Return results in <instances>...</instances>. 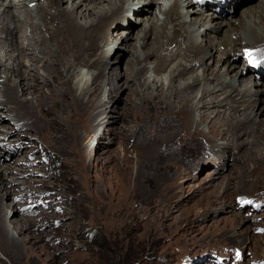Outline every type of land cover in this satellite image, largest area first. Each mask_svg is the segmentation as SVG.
<instances>
[{"label":"rangeland","instance_id":"rangeland-1","mask_svg":"<svg viewBox=\"0 0 264 264\" xmlns=\"http://www.w3.org/2000/svg\"><path fill=\"white\" fill-rule=\"evenodd\" d=\"M45 1L6 2H11L12 19L18 16L21 19L10 25L19 29L15 39L28 45L23 51L7 53L19 57L21 74H29L21 80L37 86L35 90L26 89V85L23 90L17 87L18 95L24 91L22 98L30 101L37 113V101L44 98L39 99L35 91L43 86L45 95L50 93V87L44 82L51 78L43 65L46 58L49 62V56L40 50L41 38L49 42V35L43 25L42 30L36 32L30 23H39L38 5ZM78 1L74 0V4ZM164 1L172 5L174 0H127L120 16L105 30L108 41H99L104 45L102 50L109 64L115 67L119 62L118 69L109 71L117 75L114 81L122 89L106 103L107 111L99 112L100 124L94 128L92 136L88 137L91 123L82 124L80 143L89 141L91 151L80 148L74 141L72 144L68 135L58 128L52 125L50 128L41 110L38 119L45 127L42 131L28 135L22 130L19 135L14 134L15 113L9 111L11 105L5 102L1 92L4 85L19 84L20 78L16 72L13 74L0 66V102H3L0 105V174L10 192L9 198L3 200L7 205L6 223L16 235L10 220L28 219L31 237L30 248L23 249L26 252L21 264H264V152L254 149L253 154L248 152L237 161L236 153L244 149H235L227 136L214 137L217 126L200 121L201 108L194 111V121L189 122L187 128L200 131L203 142L213 140L215 149L200 155L189 153L187 159L180 162L165 154L170 146L161 145L158 139L148 152L147 144L160 128H149L153 119L145 118L147 107L142 95L158 89L168 92L171 85L186 82L189 74L173 79L177 68L189 64L188 53L182 49L183 39L189 41L196 36V45L205 52L203 64L213 69L217 60L209 54L214 52L212 48L219 53L233 49V44L227 48L221 46L223 38L231 42L239 35L244 43H250L254 37L252 31L257 29L260 30L258 36H264V0L236 1L241 4L228 0L230 5L226 12L218 8L210 17L208 11L214 6L206 4L204 10L197 11L193 0H177L179 13L183 15L178 28L182 40L179 38V44L170 47L167 39L174 28L171 18L165 16L169 6L165 8ZM1 6L0 0V13ZM62 6L67 4L62 2ZM222 11L223 16H219ZM125 14L129 16L128 24L123 19ZM26 20L28 23H24ZM5 23L0 18V27ZM2 33L0 30V41H5V33ZM5 50L6 47L0 45V64L8 63L9 55H5ZM169 51L174 56L169 57L163 71H157L159 64L155 58L166 57ZM238 53L236 78L240 74L249 76L251 85L254 79L251 70H247L243 50ZM260 55L264 57V52ZM127 61L133 64L135 71L142 70L137 77L139 94L136 96L126 88L131 84L130 79L126 80ZM229 64L224 57L218 67L223 73ZM7 72L12 73L11 78L6 76ZM195 72L201 74L202 68L198 67ZM71 75L72 85L79 94L90 85L94 71L78 65ZM262 80L264 82V75ZM110 87L106 84V91ZM208 87L212 89L213 85ZM60 91L58 87L56 93ZM224 97L220 92L218 100ZM261 97L254 94L250 110L256 112L262 107ZM44 102L49 107L53 105L48 98ZM62 106L60 119L65 116ZM111 107L113 111H109ZM128 107H131L130 117L122 122ZM210 115L212 118L215 113ZM78 124L76 118L74 128L79 127ZM121 126L127 128L123 134L107 133V129L114 133ZM48 128L61 138L50 137ZM226 128L220 127L224 131ZM166 164H170L169 170ZM11 200L16 204L10 206ZM17 209L20 214H16ZM0 264H12L1 250Z\"/></svg>","mask_w":264,"mask_h":264},{"label":"bare ground","instance_id":"bare-ground-1","mask_svg":"<svg viewBox=\"0 0 264 264\" xmlns=\"http://www.w3.org/2000/svg\"><path fill=\"white\" fill-rule=\"evenodd\" d=\"M1 1L3 10L0 13V18L6 23L3 27H0V30L5 33V38L8 41H0V45L6 47L5 55L7 56L8 54L9 57L7 58L8 63L0 64V66L11 71L13 74L16 72L18 75L17 77L20 78L19 84H14L15 86L9 84L4 85L1 92L5 97V102L9 104V106L11 105L9 111L15 113L12 121L15 122V126L17 125L18 128H14L15 130L13 133L19 135L22 130H25L29 135L31 132L37 133L42 131L45 127H43L40 118L38 119V113L41 110V112H44V115L46 114L45 118L50 128L51 125L52 127L58 128L61 133L68 135L72 144L74 141L80 148L84 150L88 148L91 151L93 147L91 148L89 141H86V143L82 145L80 143L81 126L84 123H91L92 129L89 131L88 137L92 136L94 128L100 124V121H97V117L100 115L99 112L104 113L105 110L108 109L106 103H109L113 97L116 96L117 92L122 89L121 86L114 81L117 75H114V72L112 75V72H110L114 69H118L119 62L116 63L115 67L109 64L106 56L107 54L102 50L104 45L101 46L99 41L104 43L108 41L109 38L106 36L107 33L105 30L110 27L115 17L120 16V11L123 10L127 0H79L78 3L75 2V4L74 0H44L45 4L42 3L38 5L37 10L39 15L37 14V17H39V23L31 22L30 24L36 32L44 26L45 33L49 35L50 43L41 38V44L43 46L40 50L49 56V62L46 58V63L43 65L48 71V74H50L51 81L48 80L44 82V84L46 83L47 86L50 87L49 95H45L43 86H41V88L39 87L40 89L35 91V93L39 99L41 97L44 99L48 98L53 103L52 107H49L48 105H44L46 102H44L43 98L42 101H40V99L37 101L38 113L30 101L26 98H22L24 91H22L21 95H18V88L23 90L26 85V89L31 88L35 90L37 86L24 82L26 76L29 74L26 76L21 74V61L19 57L7 53L9 51H16L17 49L18 51H23L25 48H28V45L18 42L17 39H15L19 29H17V26L11 27L10 25H12V22H16V20L19 21L20 18L18 16V18L12 19L14 13L10 9L11 2L6 3L7 0ZM105 1L106 3H103ZM193 1L195 2V0ZM227 1L228 0H225L223 2V11L230 5V2ZM236 1L238 2V0H231V2L235 4L237 3ZM62 2H65L67 6L63 7ZM85 2L87 3L84 4ZM237 4H241V2ZM163 5L165 8L169 6L165 16L166 18H171L170 23H172L174 28L171 37L167 39L168 46L170 47V45L179 44V38L182 40L178 28L182 25L180 18L183 15L179 13L180 9L178 8L179 4L177 0H174L172 5L170 2L164 1ZM223 11L220 12L219 16H223ZM29 13H27V15H29ZM128 13L129 12H127V14ZM127 14H125L123 18L126 24H128L129 20ZM260 22L262 23L263 20L261 19ZM24 23H28L27 20ZM233 30H236V28H233ZM263 30L264 29H262V32ZM259 33L260 30L258 29L252 31V36L254 37L250 39V43H244L239 35L236 37V40H232L231 42L223 38V43L222 45L220 43V45L227 48L228 45L230 46L233 44V49L219 53L216 48H212L214 52H209V54L215 56L217 60V65L213 69L203 64L205 52H203L198 44L196 45V36L192 37L189 41L182 40V49L183 51L186 50L188 53L187 59L189 64L188 66L184 65L177 68L174 72L173 79L178 80V78H184V76L189 74L190 76L186 78V82L180 85H171L168 92H163L162 89H158L156 92L151 91L142 94L146 100L147 107L145 118L149 120L153 119L151 124H149V128L153 129L154 126L160 128V131L156 132L153 140L151 139V142H148V152L150 149L154 148L158 139L161 145L168 144L170 146L169 150L164 151L165 154L180 162L186 160L189 153L200 155L202 152L212 150L215 146L213 140L208 139L203 142L204 136L200 131L189 130L187 128L189 122L193 120L192 117L197 108L202 109V111L199 112L200 121H208L212 126H217L216 133L213 135L214 137L227 136L230 140V145L235 147V149L239 147L244 149L243 152L236 153L237 161L242 160L243 155L248 154V152L252 151L251 154H253L254 149L256 150L258 148L261 152H264L263 76L262 78L254 79L250 85L251 78H249V76L243 77V74H240L238 78H236L237 72L235 71L237 66L235 65L237 62L235 56L236 53H240V51L242 53V50L243 55H245L244 61L246 62V66L248 59H252V62L257 61L264 66V59L260 58L262 57L260 54L264 52V36H258ZM36 39H38V36ZM50 44L51 46H49ZM32 49L35 50V48ZM171 51H169L166 57L155 58V62L159 64V66H157V71H163L166 68L169 57L172 58V56H174L170 55ZM19 54L21 55L22 53L20 52ZM255 56L260 57L255 58ZM224 57L230 64L226 72L222 73L218 64L222 62ZM253 57L255 60H253ZM33 58L34 57H32L31 60ZM78 65H82L94 71L90 85L81 90L79 94L76 93L72 85L73 75H71ZM126 66L129 71L126 80L130 79L131 83H129L130 85H126V88L129 87L130 92L136 96L139 94L137 90V77L141 74L142 70L135 71L130 61L126 62ZM198 67L202 68L201 74H199L200 72H195ZM239 68L238 66V69ZM247 70H251L250 66H247ZM8 72L5 74L6 76L9 75V78H11L12 73L8 74ZM232 72H234V74H231ZM34 78H36V75H34ZM106 84L111 85L107 91L105 89ZM197 84L200 85H198L196 89L193 88L197 86ZM210 85H213L212 89L208 87ZM240 86H243L244 89L239 88ZM58 87H60L61 90L59 94L56 93ZM220 92L225 95L223 100H218ZM254 94L261 95L260 102L263 103L262 107L256 112H254L252 108V110L249 109L254 99ZM0 105H3V102H0ZM60 106H62L65 113L63 119H60L58 116L60 113ZM218 106L223 107V109H217ZM172 107H176L177 110L174 111ZM109 111H113V108L111 107ZM211 113H215L212 118H210ZM130 114L131 107H128L122 118V122H125V118ZM76 118H78L79 127L74 128ZM222 126L227 127L225 129L226 131L220 129ZM50 128L48 129L50 130ZM126 129L127 128L124 126H121L118 128V131L114 133L110 129H107V133H112L114 135L117 133L123 134ZM47 131L48 130H46V133ZM49 132L50 137L56 140L61 138L57 135H53L51 130ZM240 138L242 142L237 143V140ZM173 143H175V146ZM222 150L223 149H220L219 152H222ZM255 152L256 151H254V154H256ZM258 163L261 165L263 163L262 159ZM165 167L169 170L170 164H166ZM140 169L141 166L138 168V176L141 175V172L139 173ZM4 180L5 178L0 174V250L5 253L12 264H21L22 258L26 252L23 251V249H29L31 244L28 225L29 220L26 218H20L18 221L10 220V223L14 224L15 227L13 229L16 230L17 234L14 235L10 230L9 225L6 223L7 218L5 216V207L7 205L3 201L4 198H9L7 196L10 195V192L6 188L8 183H5ZM13 201L14 200H11L9 205H15L16 203H13ZM16 214H20L18 209ZM24 232H27V235H23Z\"/></svg>","mask_w":264,"mask_h":264}]
</instances>
